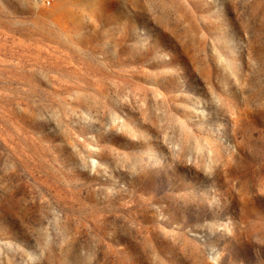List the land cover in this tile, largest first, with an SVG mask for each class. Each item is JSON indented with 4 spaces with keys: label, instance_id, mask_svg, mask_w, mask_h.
<instances>
[{
    "label": "rangeland",
    "instance_id": "374dc122",
    "mask_svg": "<svg viewBox=\"0 0 264 264\" xmlns=\"http://www.w3.org/2000/svg\"><path fill=\"white\" fill-rule=\"evenodd\" d=\"M0 264H264V0H0Z\"/></svg>",
    "mask_w": 264,
    "mask_h": 264
}]
</instances>
